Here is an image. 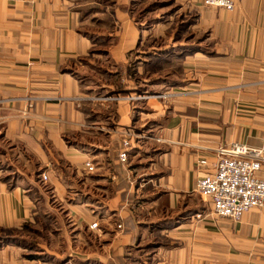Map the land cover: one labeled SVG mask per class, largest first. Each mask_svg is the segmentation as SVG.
I'll return each mask as SVG.
<instances>
[{"label": "crops", "instance_id": "1", "mask_svg": "<svg viewBox=\"0 0 264 264\" xmlns=\"http://www.w3.org/2000/svg\"><path fill=\"white\" fill-rule=\"evenodd\" d=\"M232 1L194 0L206 49L142 113L107 85L93 99L85 71L142 54L131 0H0V264H67L31 259L37 225L61 233L68 264H264V208L233 222L194 192L218 148L264 141V0Z\"/></svg>", "mask_w": 264, "mask_h": 264}, {"label": "rangeland", "instance_id": "2", "mask_svg": "<svg viewBox=\"0 0 264 264\" xmlns=\"http://www.w3.org/2000/svg\"><path fill=\"white\" fill-rule=\"evenodd\" d=\"M193 5L194 0H131L132 16L144 38L138 49L142 54L131 53L121 70L113 62L85 68L87 82L94 87L92 98L104 101L106 91L101 87L107 85L112 88H107L108 94H113L109 98H124L138 105L142 113H148V106L144 105L147 101H151L149 105L158 104L163 100L155 99V95L173 93L169 86L183 77L181 56L198 48L206 49L202 45L205 35L197 32ZM29 237L31 259H61L68 264L70 251L67 244L62 245L61 233L53 236L50 229L37 225L30 228ZM37 244L45 245L49 252L38 254Z\"/></svg>", "mask_w": 264, "mask_h": 264}, {"label": "built area", "instance_id": "3", "mask_svg": "<svg viewBox=\"0 0 264 264\" xmlns=\"http://www.w3.org/2000/svg\"><path fill=\"white\" fill-rule=\"evenodd\" d=\"M203 6L234 10L232 0H203ZM176 95L167 92L155 95L157 100L168 101ZM116 99V98H113ZM119 152V161L127 163L129 159V142L124 141ZM216 162L212 172L205 174L196 182L194 192L211 205V213L215 217L240 221L241 217L252 209L264 208V178L258 176L264 166V141L258 148H250L239 143L220 147L214 151ZM206 161H199L200 166H206ZM87 171L92 172L91 162L85 163ZM43 183L48 181L45 174L40 175ZM90 230L98 229V223H92ZM121 229V225H117Z\"/></svg>", "mask_w": 264, "mask_h": 264}]
</instances>
